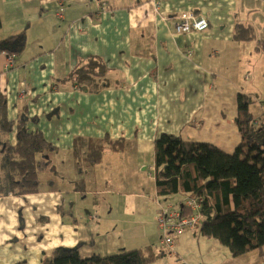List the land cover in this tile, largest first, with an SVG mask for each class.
<instances>
[{
  "label": "crops",
  "instance_id": "obj_1",
  "mask_svg": "<svg viewBox=\"0 0 264 264\" xmlns=\"http://www.w3.org/2000/svg\"><path fill=\"white\" fill-rule=\"evenodd\" d=\"M183 12L204 17L208 28L176 33ZM0 20V40L24 36L21 52H0L7 117L13 128L27 117V129L59 160L50 186L38 180L23 196H0V264H45L52 249L74 246L83 259L153 247L167 256L150 264H168L164 257L189 264L182 248L190 237L206 264L251 263L244 258L254 251L233 258L199 226L176 236L172 254L161 246L156 218L177 194H158L154 142L167 134L234 151L237 95L253 100L251 113L256 104L264 109V51L255 50L264 39V0H0ZM237 24L251 26L255 39L236 40ZM90 58L102 63L93 75L106 88L80 86L70 75ZM105 135L129 143L105 149L93 171L79 175L73 139ZM8 142L15 144L14 133Z\"/></svg>",
  "mask_w": 264,
  "mask_h": 264
},
{
  "label": "trees",
  "instance_id": "obj_2",
  "mask_svg": "<svg viewBox=\"0 0 264 264\" xmlns=\"http://www.w3.org/2000/svg\"><path fill=\"white\" fill-rule=\"evenodd\" d=\"M235 38L238 41L255 39L254 30L237 24ZM256 42L255 50L264 51V39ZM23 48V33L0 40V52L15 55ZM102 66L98 59L90 58L80 62L70 75L76 76L80 86L88 85L98 91L108 86V81H97L93 75L95 70L100 74ZM252 102L251 98L237 95L235 125L240 142L231 154L207 143L183 141L175 135L162 134L154 142L155 187L159 196L201 197L198 233L216 239L233 258L251 251L264 257V109L255 116L249 111ZM26 119L21 117L16 122L15 144L10 145L8 134L14 123L7 117L6 101L0 93V196L19 197L35 190L38 179L29 167L34 163L37 170L46 168L49 155L57 151L40 132L27 129ZM128 143L125 138L113 139L108 135L76 136L72 155L79 175L93 171L105 149L121 152ZM156 250L147 247L83 259L78 254V246L57 247L48 253L45 264H150L167 256L165 250Z\"/></svg>",
  "mask_w": 264,
  "mask_h": 264
},
{
  "label": "built area",
  "instance_id": "obj_3",
  "mask_svg": "<svg viewBox=\"0 0 264 264\" xmlns=\"http://www.w3.org/2000/svg\"><path fill=\"white\" fill-rule=\"evenodd\" d=\"M150 1L156 3L158 0ZM207 28V21L197 17L192 12L181 13L174 24L176 33L201 31ZM200 202L201 197H186L180 207L175 206L172 208V206H166L159 212L157 225L161 231L160 244L161 246L167 247L168 252H173L176 236L187 231H194L200 226Z\"/></svg>",
  "mask_w": 264,
  "mask_h": 264
},
{
  "label": "rangeland",
  "instance_id": "obj_4",
  "mask_svg": "<svg viewBox=\"0 0 264 264\" xmlns=\"http://www.w3.org/2000/svg\"><path fill=\"white\" fill-rule=\"evenodd\" d=\"M200 18L205 19L202 16H200ZM207 23H208V21H207ZM201 31H204V30H201ZM201 31H199V32H201ZM251 109H252V114L253 113L257 114L261 110L259 104H256ZM15 132H16V127H14L9 134H11V133L15 134ZM108 151H111V150H108ZM54 157L55 156H53L52 153L49 155V164L46 168H42L41 170H37L36 165L34 163L32 164L31 167H29V170L33 171V177L35 176L36 178H38L39 183L43 184L45 187L47 185L50 186V181H51L50 167H51V164L58 165V162H59V160L58 161L56 160L55 162H53V160H55ZM149 161H146V162H149ZM30 168H32V169H30ZM46 176H48V177L46 178ZM147 176L150 177L149 175H147ZM11 196H13V195H11ZM181 199H182V195L177 194V195H174L172 197H169L163 203L165 205H170V204H175V203L178 204ZM147 211H148V208L146 207L143 215H146ZM158 216H157V218H158ZM157 218H156V220H157ZM150 220L152 223H154V226H155V222H154L153 218H150ZM156 223H157V221H156ZM188 239H190V242L186 243L182 248L183 258L189 264H199V260H202L204 262V264H206L204 257L202 256V249H201V245L199 246V241L198 240L196 241L194 238H191V237ZM178 240H179V237H178ZM225 249H227V248H225ZM247 254H245V255H247ZM114 255H116V254H114ZM163 259H165V260L170 259L168 264H173L174 263L173 261H176L174 257H172V258L164 257ZM244 259H247V261H250L251 262L250 264H258L261 260L264 259V257H260L259 254H257L256 251H254V252L249 253ZM180 264H182V263H180Z\"/></svg>",
  "mask_w": 264,
  "mask_h": 264
}]
</instances>
